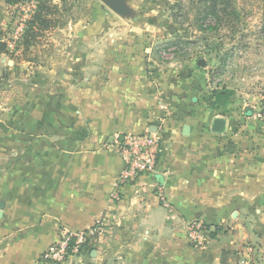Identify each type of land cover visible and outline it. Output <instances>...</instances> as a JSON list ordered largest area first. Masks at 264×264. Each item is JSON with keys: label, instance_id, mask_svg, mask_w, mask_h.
<instances>
[{"label": "crops", "instance_id": "1", "mask_svg": "<svg viewBox=\"0 0 264 264\" xmlns=\"http://www.w3.org/2000/svg\"><path fill=\"white\" fill-rule=\"evenodd\" d=\"M124 57L135 63L125 64L120 74L104 69V79L98 70L88 88L73 83L71 99L63 95L70 90L57 75L62 84H57L55 101L30 103L8 123L0 116V141L16 142L19 131L46 144L27 148L26 155L34 159L24 164L0 165V264H56L43 253L58 239L59 229L83 230L99 220L105 223V237L90 256L78 257L81 264H222L224 253V264H264V211L257 207L263 203L253 192L245 200L253 203L245 217L240 207L242 188L264 187V119L247 117L252 129L242 137L248 150L221 151L206 168L192 160L193 153L180 147V135L173 134L174 147L160 154L154 171L120 184L112 196L124 167L114 136L153 132L164 121L154 77L150 83L144 75L145 56ZM91 64L74 71V77L90 73ZM11 65L9 55L0 53V78L13 79ZM12 89L0 92L8 97L4 106L9 109L19 107L11 106ZM227 125L225 120V130ZM66 134L77 140L72 147L44 143L63 141ZM106 139L114 140L110 148L96 144ZM2 150L0 145V155ZM16 154L14 144L6 155ZM160 191L169 208L161 205ZM193 220L221 229L196 247L185 230Z\"/></svg>", "mask_w": 264, "mask_h": 264}, {"label": "rangeland", "instance_id": "2", "mask_svg": "<svg viewBox=\"0 0 264 264\" xmlns=\"http://www.w3.org/2000/svg\"><path fill=\"white\" fill-rule=\"evenodd\" d=\"M1 1L0 42L6 46L3 53L13 61V82L2 77L0 88L2 91L13 86L11 106H19H4L9 100L1 95L0 116L7 123L10 117L27 111L30 103L36 105L42 99L55 101L57 84H62L57 75L62 76L70 90L63 95L71 99L73 83L84 85L81 89L88 88L95 73L101 69L97 76L104 79L107 74L103 70L109 67L120 74L125 64L135 63L124 56L138 53L145 56L146 80L152 83L151 76L154 77L161 118L165 121L154 125L155 131L143 133L156 137L155 164L163 151L174 147L173 134L180 135V147L192 152V160L205 168L215 164L221 151L232 155L248 150L242 137L252 129L247 117L254 122L264 119V0H230L236 16L223 11L225 0H217V19L208 14L213 0H125L127 15L114 13L102 0H49L58 4L59 23L42 31L27 48L22 40L35 0L12 5H3ZM89 54L99 57H87ZM89 63L93 64L90 73H75L74 77V71L86 69L84 66ZM246 110L250 113L246 114ZM215 117L228 121L222 134L211 131ZM184 128L188 133L183 134ZM18 133L16 142L0 141V165L24 164L34 159L26 155L27 148L46 145ZM143 134L123 133L114 137L119 142L124 136ZM76 141L66 134L63 141L44 143L50 147H72ZM14 144L17 154L6 155ZM96 144L110 148L114 140ZM253 192L257 201L263 203L257 207L264 211V187L242 188L243 217L253 207V203L245 201ZM105 233L90 247V252L102 244ZM90 252L85 249L64 264H81L78 257L90 256Z\"/></svg>", "mask_w": 264, "mask_h": 264}, {"label": "built area", "instance_id": "3", "mask_svg": "<svg viewBox=\"0 0 264 264\" xmlns=\"http://www.w3.org/2000/svg\"><path fill=\"white\" fill-rule=\"evenodd\" d=\"M261 116L260 113L257 114ZM156 137L153 134L124 136L117 143V149L121 153L124 167L119 174L112 196L118 195L120 184L134 180L138 175L145 172H153L155 168ZM161 205L169 208L163 192L158 193ZM188 240L196 247H203L210 239L208 232L201 220H193L185 224ZM105 233V223L99 220L93 226L83 230H71L62 226L58 232V239L48 246L43 257L54 263L64 264L69 258L80 255L85 248L95 246L97 239ZM242 264L240 260L238 263Z\"/></svg>", "mask_w": 264, "mask_h": 264}, {"label": "trees", "instance_id": "4", "mask_svg": "<svg viewBox=\"0 0 264 264\" xmlns=\"http://www.w3.org/2000/svg\"><path fill=\"white\" fill-rule=\"evenodd\" d=\"M24 0H4L6 4L12 5L17 4ZM224 12L227 14L235 15L234 7L230 0H225ZM217 0H213L208 14L219 17L220 11L216 8ZM222 11V10H221ZM59 8L58 4H52L49 0H35V8L30 12L29 20L27 21V27L23 34L22 45L27 48L32 40H34L42 31L50 29L59 23ZM58 16V17H57ZM5 43L0 42V53L6 52ZM205 224V223H204ZM205 227L210 229L211 227L205 224ZM221 229L220 226H214L213 229L208 232L210 238L214 237L216 232ZM86 251L90 252V247L85 248ZM222 255V264H224V256Z\"/></svg>", "mask_w": 264, "mask_h": 264}, {"label": "water", "instance_id": "5", "mask_svg": "<svg viewBox=\"0 0 264 264\" xmlns=\"http://www.w3.org/2000/svg\"><path fill=\"white\" fill-rule=\"evenodd\" d=\"M104 4L112 10L114 13L119 15H127L129 13V8L127 7L125 0H102ZM211 130L213 132L222 133L225 130V120L220 117H215L212 121ZM152 132V129H150ZM183 133H188V129L184 128ZM2 208V203L0 202V210Z\"/></svg>", "mask_w": 264, "mask_h": 264}]
</instances>
